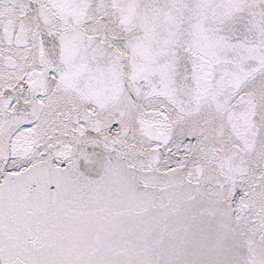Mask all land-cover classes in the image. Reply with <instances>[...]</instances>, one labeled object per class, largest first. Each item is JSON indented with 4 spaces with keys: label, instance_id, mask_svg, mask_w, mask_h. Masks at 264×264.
<instances>
[{
    "label": "snow or ice",
    "instance_id": "1",
    "mask_svg": "<svg viewBox=\"0 0 264 264\" xmlns=\"http://www.w3.org/2000/svg\"><path fill=\"white\" fill-rule=\"evenodd\" d=\"M0 264H264V0H0Z\"/></svg>",
    "mask_w": 264,
    "mask_h": 264
}]
</instances>
